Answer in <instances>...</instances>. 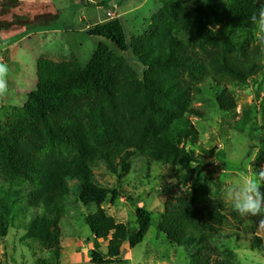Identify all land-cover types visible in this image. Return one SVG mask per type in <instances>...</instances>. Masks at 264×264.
<instances>
[{"label":"rangeland","instance_id":"obj_1","mask_svg":"<svg viewBox=\"0 0 264 264\" xmlns=\"http://www.w3.org/2000/svg\"><path fill=\"white\" fill-rule=\"evenodd\" d=\"M104 1L55 0L61 18L48 30L28 34L18 26L0 34L11 38L0 43V62L10 68L9 93L0 98V197L15 192L18 200L7 236L0 237V264H91L95 238L86 218L99 208L133 235L139 207L152 214L154 224L143 244L134 250L123 247L120 264H192L158 224L166 209L205 200L226 205L222 216L228 225L222 231L236 235L217 246L216 264H264V217H240L224 198V189L238 179L264 172V35L257 24L249 31L228 30L229 56L253 63L258 72L243 79L215 72L231 93L233 106L225 111L204 91L198 72L160 53L166 48L164 38L171 35L186 54L210 59L214 49L203 42L208 36L220 39L222 26L230 25L224 15L228 0ZM256 1L264 8V0ZM67 19L72 26L64 25ZM113 20L124 26L126 53L88 35L95 23ZM18 30L25 31L24 40ZM100 42L113 50L109 92L66 89L57 110L47 117L56 134L52 142L27 111L31 94L37 92L38 66L48 60L85 67ZM179 119L189 123L193 137L166 140L164 134L172 133L171 124ZM71 126L103 151L92 166L94 182L118 196L110 193L101 205L86 207L79 198L81 183L70 179L61 204L63 219L57 224L61 252L56 254L44 246L49 238L32 230L25 196L44 182L42 164L50 156L67 163L75 158ZM260 191L264 194V184ZM256 238L259 246L254 245ZM98 245L106 251L108 242L96 241Z\"/></svg>","mask_w":264,"mask_h":264},{"label":"trees","instance_id":"obj_2","mask_svg":"<svg viewBox=\"0 0 264 264\" xmlns=\"http://www.w3.org/2000/svg\"><path fill=\"white\" fill-rule=\"evenodd\" d=\"M110 1L105 0L101 4H108ZM228 1L224 15L230 25L222 26L220 39L204 37L207 42H203V46H211L214 49V55L210 59L205 61L198 55L186 54L179 42L171 39V35L164 38L166 48L165 50L162 48L160 53L164 54L163 57L171 54L182 64H188L195 73L198 72L204 91L210 93L219 108L225 111L232 109L231 93L222 80L216 78L215 72L230 74L238 79L248 78V76L253 78L258 72L257 66L253 63L239 61L229 56L230 33L228 30H252L256 24L252 17L262 9L256 0ZM60 18L61 15L52 0H0V33L18 26L25 28L28 34L46 31L55 22L59 23ZM88 35L109 42L121 53L128 51L127 35L119 20L97 24L88 32ZM112 56L111 47L105 42H100L93 59L85 67L78 63L58 64L48 60L41 61L38 66L37 92L31 94L27 111L32 119L40 123L52 142L56 134L51 129L47 117L57 110L65 90L70 88L75 92L88 94L108 93ZM170 58L169 56L164 59V65L165 60L168 61ZM200 61L201 65L198 64ZM191 112L195 115L202 114L197 111ZM188 124L185 119L172 122V133L164 134V138L181 142L183 139L193 137ZM73 127L75 126H71V129L75 140L69 141V144L76 149L75 158L67 163L64 160L56 161L50 156L42 164L45 166L43 168L44 182L39 189L30 190L25 196L29 201L28 210L33 217L32 230L49 238L44 246L48 251L56 254L61 252V230L57 224L63 219L61 204L69 189L70 179H78L81 183L79 198L86 207L93 204L101 205L110 193L113 197L118 196L117 191H108L95 184L92 166L102 158L103 151L92 145L79 128L74 130ZM108 160L111 161V159ZM14 194L16 193L6 192L3 197H0V237L7 236L9 217L18 201ZM226 212L227 207L220 200H205L204 203L199 204L184 202L183 206L166 209V215L159 221L158 229L172 244L190 255L192 264H216L219 257L217 246L236 236L222 231V227L228 225V220L222 216ZM136 218L137 231L133 235L129 234L124 224L116 223L99 208L96 213L86 218V224L95 238L91 264H120L122 249L125 245L130 250H134L144 243L153 227L154 220L152 214L144 207L138 208ZM96 241L108 242L106 251L101 246H96ZM259 243L260 239L256 238L254 245Z\"/></svg>","mask_w":264,"mask_h":264},{"label":"clouds","instance_id":"obj_3","mask_svg":"<svg viewBox=\"0 0 264 264\" xmlns=\"http://www.w3.org/2000/svg\"><path fill=\"white\" fill-rule=\"evenodd\" d=\"M259 32L264 35V8L252 17ZM9 65L0 62V98L9 93ZM264 184V172L254 176H243L233 185L224 189V198L240 217H264V194L260 187Z\"/></svg>","mask_w":264,"mask_h":264},{"label":"crops","instance_id":"obj_4","mask_svg":"<svg viewBox=\"0 0 264 264\" xmlns=\"http://www.w3.org/2000/svg\"><path fill=\"white\" fill-rule=\"evenodd\" d=\"M52 2L54 3V5H55V7L57 8V10H58V12H59V15H61V11H60V9H59V7L57 6V4H56V2H55V0H52ZM65 11V10H64ZM69 19H67V22H65L64 23V25H67V24H71V26L73 25V22H71V21H68ZM67 23V24H66ZM97 24H99V23H95L93 26H95V25H97ZM18 35H23V37H21V40H24V38L27 36L26 34H25V31L23 32L22 30H18ZM9 34H11L12 32H8ZM1 34V33H0ZM9 36V35H8ZM25 36V37H24ZM9 37H7V39H8ZM7 39H6V37H4V38H0V43L1 44H6V41H7ZM9 39H11V38H9ZM20 41V40H19ZM16 43V42H15Z\"/></svg>","mask_w":264,"mask_h":264},{"label":"built area","instance_id":"obj_5","mask_svg":"<svg viewBox=\"0 0 264 264\" xmlns=\"http://www.w3.org/2000/svg\"><path fill=\"white\" fill-rule=\"evenodd\" d=\"M88 2H93V0H88ZM103 12H104L103 8L98 9V14H103Z\"/></svg>","mask_w":264,"mask_h":264}]
</instances>
